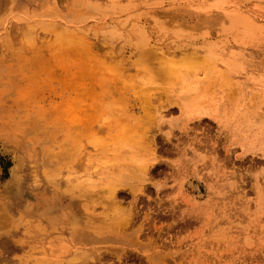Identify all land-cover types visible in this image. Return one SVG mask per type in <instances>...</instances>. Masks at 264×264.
Here are the masks:
<instances>
[{"label":"rangeland","instance_id":"obj_1","mask_svg":"<svg viewBox=\"0 0 264 264\" xmlns=\"http://www.w3.org/2000/svg\"><path fill=\"white\" fill-rule=\"evenodd\" d=\"M107 169L151 249L72 241ZM86 258L264 264V0H0V264Z\"/></svg>","mask_w":264,"mask_h":264},{"label":"bare ground","instance_id":"obj_2","mask_svg":"<svg viewBox=\"0 0 264 264\" xmlns=\"http://www.w3.org/2000/svg\"><path fill=\"white\" fill-rule=\"evenodd\" d=\"M138 61H139L141 67H146L147 63H146V57L145 56L139 58ZM162 68H164V71L166 73L171 71V70H169V68L167 67L166 64H163L161 69ZM101 85H103V84H101ZM163 103H165V102H163ZM202 114H205V112H202ZM124 128L126 130V133H127V131H131L130 133L134 134L136 136V137H133V135H132L133 138H137L136 143L138 144V146L140 148H143V149L145 148L147 150L148 149L150 150V152L153 154V157L151 156L152 162L158 161V148H159V146H157V144H156V140H155L156 135H153L150 133L148 134V132H149L148 131L149 130L148 125H144L143 122H139L138 120L135 122H132V123L128 121V123L125 125ZM204 144L206 145V142ZM117 163L118 164L120 163V165H123L121 162H116V165H117ZM148 165H147V168H148ZM125 166H126V164H125ZM108 167H110V166H108ZM117 168H119V167H116V169ZM116 169H115V171H113V170L109 171L107 169V170L102 172V175H103L102 177H104L106 179V178H109V176H110V177H113L114 180H112V178H111L112 181H109V182L107 181L108 184H106L104 182L106 184L105 190L97 193L96 196L91 197V200L82 204V206L84 207V210H85V219H79V217L76 216V213L71 215V218L68 220V224H69V232L72 234V237H71L72 241H74L75 243H78L79 246H81V245L84 246L86 244L89 245V243L94 244V245H96V249H98V250L101 248L107 247V246H111V245L122 246L123 244H128V245H133V246L136 245L138 247H141V248L144 247V248L148 249L150 247V242H143L140 239V234H141V231L143 230L142 225H140L138 227L133 226L135 215H136V211H134L135 210L134 208L137 206V204H136V206H135V203H132L128 206H124L122 203L123 201L121 200L122 198L119 199V193L122 192V187L125 188L128 185H126L127 182H125L126 184L121 182V181L127 180V179L124 180L122 176L119 178V180H116L117 175H118V172H117L118 169H117V171H116ZM126 169H127V167H126ZM142 170H141L142 175L140 173L136 174L137 180L139 179L138 181H136L135 178H131V179H134L135 181H133L134 183H131L132 181L130 182L128 189H129L130 193L133 195V197H132L133 200L140 199V198H138L139 195L145 193V186L146 185L145 186H143V185L145 184V181L150 177L148 169L145 168L143 171ZM137 171H139V170H137ZM123 172H124V169H123ZM130 172L133 173L132 170ZM126 173L130 174L129 172H126ZM126 173H124V175H126ZM132 176L133 175L131 174L130 177H132ZM125 178H128V177L125 176ZM139 181H140V183H141V181H144V183L140 184V183H138ZM157 186L160 187L159 183L155 184V187H157ZM128 189H127V191H128ZM68 206L69 207H68L67 213L65 215L70 216L72 207H71V204ZM147 217H148V213H147ZM149 240H151V239H149ZM151 242H152V240H151ZM150 249H151V247H150ZM83 250H82V253L80 255L81 257L86 256L85 251H83ZM86 250H87V248H86ZM74 258H76V257H74ZM82 258H85V257H82ZM92 258H93V256H92ZM157 258H158L157 254L151 255V261H155ZM78 260L79 259L74 260L73 263H70V264H86L87 261L89 262V260H87V258L84 262L80 261V263ZM157 260H159V259H157ZM155 263H156V261H155Z\"/></svg>","mask_w":264,"mask_h":264}]
</instances>
